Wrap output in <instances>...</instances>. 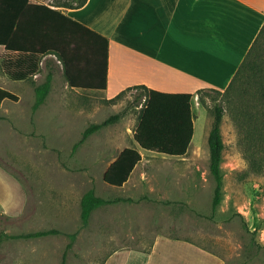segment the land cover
I'll list each match as a JSON object with an SVG mask.
<instances>
[{
  "label": "rangeland",
  "instance_id": "374dc122",
  "mask_svg": "<svg viewBox=\"0 0 264 264\" xmlns=\"http://www.w3.org/2000/svg\"><path fill=\"white\" fill-rule=\"evenodd\" d=\"M2 54L0 48V85L21 99L0 106V165L18 181L10 182L14 190H25L27 207L23 216H0V235L52 229L59 233L4 240L0 264H62L65 253L67 264H104L123 247H148L158 238L196 249L199 256L181 245L169 251L190 264H264V173L249 170L224 90L203 91L204 103L199 96L192 101L195 134L186 156L142 152L134 183L122 189L106 184L103 175L122 150L135 146L134 132L145 103L142 90H129L114 103L104 92L75 91L67 87L54 58H49L51 67L43 65L33 79L12 81L3 72ZM50 71V94L34 111L31 88L35 92L34 86L44 83ZM223 106L224 186L222 202L214 210L216 184L208 139L217 108ZM115 115L117 120L75 150L90 125ZM92 189L104 199L124 201L97 208L84 226L81 200Z\"/></svg>",
  "mask_w": 264,
  "mask_h": 264
},
{
  "label": "trees",
  "instance_id": "16d2710c",
  "mask_svg": "<svg viewBox=\"0 0 264 264\" xmlns=\"http://www.w3.org/2000/svg\"><path fill=\"white\" fill-rule=\"evenodd\" d=\"M76 3L38 4L30 0H0V48L3 50L2 69L12 81H28L37 76L42 66L51 67L54 58L63 68L71 89L103 92L107 90L109 40L83 23L69 17L59 8H80L88 0ZM56 6L57 8H53ZM54 75L50 71L44 83L35 85L34 111L45 104L52 88ZM141 89L145 103L134 132L136 146L125 148L104 173V182L112 187H123L142 161L141 150L169 157L188 154L195 134L193 93H164L144 85L130 87L107 100L114 103L127 91ZM213 90L221 93L220 90ZM197 92L199 100L204 103ZM227 108L238 134L249 170L264 173V28L241 63L228 87L223 91ZM18 102L19 97L0 86V106L6 101ZM224 106L218 107L209 133L210 170L215 180L213 208L223 197L224 175L221 167L225 143L221 125ZM115 115L100 124L90 125L83 133L75 150L92 134L113 123ZM124 199L107 200L88 191L81 200V218L88 226L92 213L106 204ZM56 229L22 235L1 234L0 244L6 239L40 238L58 234ZM71 249L77 234H71ZM66 253L62 264H67Z\"/></svg>",
  "mask_w": 264,
  "mask_h": 264
},
{
  "label": "crops",
  "instance_id": "0c3cea01",
  "mask_svg": "<svg viewBox=\"0 0 264 264\" xmlns=\"http://www.w3.org/2000/svg\"><path fill=\"white\" fill-rule=\"evenodd\" d=\"M59 9L109 40L103 92L110 99L139 85L164 93H193L194 100L200 90L223 91L264 28V0H88L80 8ZM134 171L122 189L134 183ZM15 181L0 165V216L25 214L27 194L14 190ZM175 245L199 256L187 244L158 238L148 247H123L104 264H190L171 256Z\"/></svg>",
  "mask_w": 264,
  "mask_h": 264
}]
</instances>
